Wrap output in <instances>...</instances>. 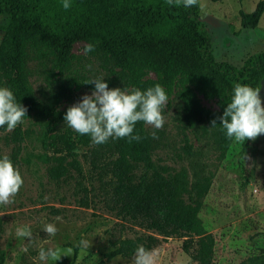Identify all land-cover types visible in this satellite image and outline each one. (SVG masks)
<instances>
[{"label":"trees","instance_id":"trees-1","mask_svg":"<svg viewBox=\"0 0 264 264\" xmlns=\"http://www.w3.org/2000/svg\"><path fill=\"white\" fill-rule=\"evenodd\" d=\"M263 14L264 0H259L252 12H239L241 27L256 28ZM0 16L7 17L1 27L0 86L9 87L26 107L23 121L43 119L42 144L51 155L43 153L38 159L48 165V179L57 182L70 171L80 173L76 150L85 149L83 157L110 177V210L119 220L143 231L133 238L110 240L104 257L128 258L138 245L152 250L159 242L175 237L183 239V249L197 264H211L214 238L198 214L212 177L196 174L189 181L184 169L171 173L155 167L153 143L143 122H137L134 129L141 136L139 141L123 138L91 144L87 135L65 125L63 116L69 106L61 109L56 99L44 102L35 96L27 65L36 61L54 79L87 57L128 88L144 90L160 84L167 102L173 96L180 101L191 128L196 123L210 128L218 158L223 159L233 139L226 138L219 118L236 83L260 85L261 89L264 51L248 56L240 66L217 61L198 4L185 8L180 0H71L67 10L62 0H0ZM78 43L84 44L82 55L73 52ZM87 45H92V50L86 53ZM202 100L216 108L205 107ZM60 126L64 128L60 130ZM11 137L14 143L24 140L19 126ZM245 150L246 140L241 143L237 162L241 174ZM16 156H10L13 164ZM139 166L144 172L136 176ZM5 258L6 253L0 251V264ZM239 264H264V253Z\"/></svg>","mask_w":264,"mask_h":264},{"label":"rangeland","instance_id":"rangeland-1","mask_svg":"<svg viewBox=\"0 0 264 264\" xmlns=\"http://www.w3.org/2000/svg\"><path fill=\"white\" fill-rule=\"evenodd\" d=\"M258 1L197 0L199 16L206 24L217 61L240 66L248 56L264 51V14L254 29H243L239 18L240 11L252 12ZM6 23L7 17L0 16V40L1 27ZM83 46L76 44L73 52L82 55ZM27 68L35 96L44 102L56 99L61 109L91 93L94 85L86 83L91 78L104 77L110 88L124 87L93 58L81 57L69 73L56 77L59 79H53L47 68L36 61H29ZM260 96L264 105V78ZM202 105L216 108L204 100ZM163 115L165 122L161 128L145 125L154 147L153 165L171 173L184 169L189 181L196 174L212 177L198 214L205 230L214 238L211 264H239L249 256L264 253V134L246 140L241 174L237 162L242 141L233 139L225 157L219 159L210 128L199 123L191 128L175 96L164 106ZM18 126L24 134L20 143L12 141L14 129L0 131V155L17 154L14 165L24 181L13 202L0 205V251L6 253L3 264H97L100 261L101 264H134L135 254L111 260L104 257L110 249V240L143 234L110 210V177L91 165L83 157L85 149H80L76 153L81 172L70 171L60 181H50L48 165L38 159L43 153L51 155L42 144L43 119L32 118ZM143 172L139 166L135 175ZM44 223H54L57 233L53 236L43 231ZM23 226L31 230L30 238L15 236L16 229ZM81 239H86L90 246H79ZM41 248L52 249L55 255L41 260ZM151 251L153 264H197L183 249L180 238L161 241Z\"/></svg>","mask_w":264,"mask_h":264},{"label":"clouds","instance_id":"clouds-1","mask_svg":"<svg viewBox=\"0 0 264 264\" xmlns=\"http://www.w3.org/2000/svg\"><path fill=\"white\" fill-rule=\"evenodd\" d=\"M172 3L173 0H168ZM185 8H191L197 0H180ZM65 10L71 7V0H62ZM92 50L87 45L85 52ZM86 83L93 84L90 94H84L79 101L69 106L63 120L68 128L79 135H87L93 145H102L109 139L127 138L129 142L139 141L141 136L134 133L137 122L151 125L159 129L164 125L163 109L167 104L168 95L160 84L141 90L124 86L110 88L104 77L89 79ZM27 109L7 86H0V128L11 131L23 123ZM220 119L221 129L226 138L235 141L255 139L264 134V105L259 87L236 83L231 92L230 101L226 104ZM215 120L212 126H215ZM155 138V133H153ZM24 181L19 168L11 158L0 155V205L13 202ZM42 230L49 235L58 231L54 223H44ZM32 232L26 226L15 231L17 238H30ZM79 246H90L86 239H81ZM134 264H153L154 255L144 245L135 250ZM52 249L41 248L39 258L54 256Z\"/></svg>","mask_w":264,"mask_h":264}]
</instances>
